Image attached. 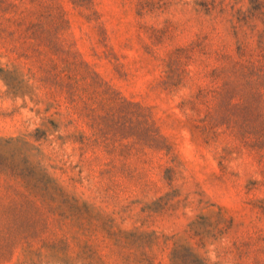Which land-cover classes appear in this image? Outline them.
<instances>
[{
    "label": "rangeland",
    "instance_id": "obj_1",
    "mask_svg": "<svg viewBox=\"0 0 264 264\" xmlns=\"http://www.w3.org/2000/svg\"><path fill=\"white\" fill-rule=\"evenodd\" d=\"M0 264H264V0H0Z\"/></svg>",
    "mask_w": 264,
    "mask_h": 264
}]
</instances>
